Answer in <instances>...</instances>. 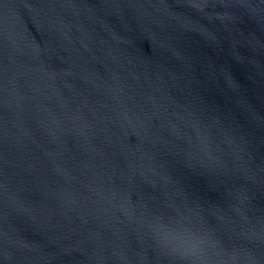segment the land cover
<instances>
[{
  "label": "water",
  "instance_id": "water-1",
  "mask_svg": "<svg viewBox=\"0 0 264 264\" xmlns=\"http://www.w3.org/2000/svg\"><path fill=\"white\" fill-rule=\"evenodd\" d=\"M0 264H264V0H0Z\"/></svg>",
  "mask_w": 264,
  "mask_h": 264
}]
</instances>
